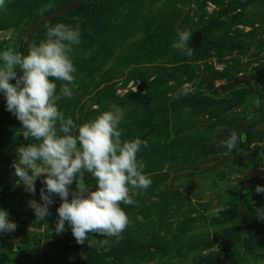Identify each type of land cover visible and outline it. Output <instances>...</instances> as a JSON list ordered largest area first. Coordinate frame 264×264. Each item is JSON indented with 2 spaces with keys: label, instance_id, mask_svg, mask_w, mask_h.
<instances>
[{
  "label": "rangeland",
  "instance_id": "1",
  "mask_svg": "<svg viewBox=\"0 0 264 264\" xmlns=\"http://www.w3.org/2000/svg\"><path fill=\"white\" fill-rule=\"evenodd\" d=\"M69 1L5 0L0 53L15 47L23 54L29 18ZM223 4L98 0L89 11L58 22L79 24L81 31L71 54L78 87L72 98L57 102L59 109L80 125L115 104L122 110V139L148 142L137 158L152 183L146 190L130 189V195L140 193L132 196L135 204H121L129 217L122 238L89 234L107 264H205L206 256L214 257L213 264H264V221L256 217L264 193L255 186L245 192L244 220L238 198L256 170L264 174V0H237V8L225 14ZM177 29L193 32L191 57L172 47ZM47 30L31 45L45 39ZM240 75L252 93L245 85L221 90ZM56 83L58 92L62 82ZM185 85L188 94L177 99ZM251 119L253 125L242 128ZM233 130L241 141L229 152L221 141ZM30 143L36 141L25 140L0 93V209L17 225L0 233V264H83L87 247L77 244L67 222L62 234L55 232L59 196L53 195L44 220L29 207L33 199L42 203L44 177L35 180V194L17 183L11 164L18 147ZM84 182L95 190L91 174L85 172ZM70 187L75 190V182Z\"/></svg>",
  "mask_w": 264,
  "mask_h": 264
},
{
  "label": "clouds",
  "instance_id": "2",
  "mask_svg": "<svg viewBox=\"0 0 264 264\" xmlns=\"http://www.w3.org/2000/svg\"><path fill=\"white\" fill-rule=\"evenodd\" d=\"M4 7L5 0H0V9ZM192 34L177 29L172 47L191 57L194 48L188 45ZM80 43L79 24L73 28L57 23L48 27L46 38L32 44L27 54L12 48L4 50L0 53V93L6 99V110L21 122L25 140L31 137L36 141L19 146L17 160L11 164L19 178L17 183L29 193L35 194V180L44 177L42 203L33 199L29 207L38 220H44L50 215L53 195L59 196L62 202L57 208L55 232L62 234L67 222L77 244L83 245L90 233L122 238L129 217L121 204H135L132 196L140 193L130 195V189L146 190L152 180L144 173L145 163L137 158L148 142L139 136L122 139L123 130L118 126L123 115L118 106L113 104L80 125L59 109L57 102L72 98V89L78 87L71 54L73 46ZM17 68L22 74L18 75ZM56 81L62 82L58 92ZM188 89L185 85L176 98L187 95ZM239 140L233 130L221 143L231 152ZM85 172L95 179V190L85 184ZM74 182L76 189L72 190ZM255 192L264 193V186L256 185ZM256 217L264 221V208H258ZM16 228L9 213L0 209V233H11Z\"/></svg>",
  "mask_w": 264,
  "mask_h": 264
},
{
  "label": "trees",
  "instance_id": "3",
  "mask_svg": "<svg viewBox=\"0 0 264 264\" xmlns=\"http://www.w3.org/2000/svg\"><path fill=\"white\" fill-rule=\"evenodd\" d=\"M77 0H71L67 3H64L63 5H61L58 8H55L51 11L48 12H44L42 14L39 15H33L31 16L29 19L30 21H32V26H30L27 35L25 36V42H24V46H23V54H26L27 51V47L29 49V47L31 46V43L34 39L37 38L38 35H40L46 28H48L49 26H52L56 23H58L61 19L65 18V17H69L71 15H74L76 13L79 12H83V11H89L90 9H92L95 4L97 3L98 0H86L80 3H77L75 5H73L72 7H70L69 9L64 10L66 7H68L70 4H72L73 2H75ZM222 3L223 0H220ZM237 1V0H236ZM236 1L231 0L228 4H223L225 6L224 10V14L228 13L229 11H233L237 8V4ZM61 12V13H59ZM30 25V24H29ZM227 35H230L229 32H227ZM16 52L17 50L14 48ZM254 95L250 96L249 101L251 102L254 99ZM253 125V119L250 120L249 124L243 126L242 128L246 129L248 127H251ZM241 139V138H240ZM241 141V140H239ZM241 146H244V144H240ZM256 186V185H255ZM41 201V199H40ZM240 205V202H239ZM91 244V246L89 244ZM84 246H86V254H87V260L83 263V264H107V257L106 255H100L96 252V250L94 249L93 245H92V241L89 238L88 242L86 241ZM85 248V247H83ZM213 256H206L204 259L206 261L205 264H213V261H210L211 259H213ZM216 264H224L222 263L220 260H218L216 262ZM237 264H239V262H237Z\"/></svg>",
  "mask_w": 264,
  "mask_h": 264
},
{
  "label": "water",
  "instance_id": "4",
  "mask_svg": "<svg viewBox=\"0 0 264 264\" xmlns=\"http://www.w3.org/2000/svg\"><path fill=\"white\" fill-rule=\"evenodd\" d=\"M83 1H86V0H77V1L73 2L72 4H70L68 7H66L64 10L69 9L73 5H75L77 3H80V2H83ZM59 13H61V12H59ZM26 51H28V47H27ZM21 74H22V72H21ZM239 85H245V86H247L249 88L250 92L252 93V86L250 85V83L248 82V80L243 75L238 76L232 82L226 84L225 86H222L221 87V90L224 91V93H226L228 91L235 90ZM258 184H264V174L260 170H256L253 173V176L250 179V181L247 182V183H245L240 188V190L238 192V198H239L240 207H241V216H242V219L243 220L245 218L244 194L252 186H255V185H258Z\"/></svg>",
  "mask_w": 264,
  "mask_h": 264
},
{
  "label": "built area",
  "instance_id": "5",
  "mask_svg": "<svg viewBox=\"0 0 264 264\" xmlns=\"http://www.w3.org/2000/svg\"><path fill=\"white\" fill-rule=\"evenodd\" d=\"M231 0H223L224 3L228 4Z\"/></svg>",
  "mask_w": 264,
  "mask_h": 264
}]
</instances>
